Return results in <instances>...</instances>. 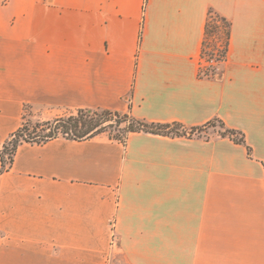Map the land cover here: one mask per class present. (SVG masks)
I'll use <instances>...</instances> for the list:
<instances>
[{
	"label": "crops",
	"instance_id": "crops-1",
	"mask_svg": "<svg viewBox=\"0 0 264 264\" xmlns=\"http://www.w3.org/2000/svg\"><path fill=\"white\" fill-rule=\"evenodd\" d=\"M210 13L226 58L201 77ZM107 109L244 137L22 142L0 264H264V0H0V152L24 120ZM1 166V161H0Z\"/></svg>",
	"mask_w": 264,
	"mask_h": 264
},
{
	"label": "trees",
	"instance_id": "trees-1",
	"mask_svg": "<svg viewBox=\"0 0 264 264\" xmlns=\"http://www.w3.org/2000/svg\"><path fill=\"white\" fill-rule=\"evenodd\" d=\"M230 37V23L226 18L210 13L204 26V37L202 41V47L200 51V58L209 60L214 58L215 60H222L226 57L228 43ZM208 49V51L206 50ZM213 70H205L200 67L199 75L210 77L209 72ZM115 122L116 124L126 123L123 132L120 135H116L112 138L125 141L126 136L130 132L144 131L154 134H179L176 133L173 128L181 127L179 123H158L147 122L141 119H137L127 113H119L107 109H78L74 113L66 116L54 118L52 120L41 121L40 124L36 123V129L29 131L25 123L22 124L10 134L3 144L0 152V172L8 168L12 161L17 146L22 142H44L49 139L63 136L75 140H83L94 137L100 133H104L109 125ZM220 126L224 128L221 133L222 136H234L239 134L234 129L225 128L221 121H218ZM207 123L204 126L209 125ZM40 129L42 134H36V130ZM197 128H192L190 132H193ZM111 137V136H110ZM234 141L238 143H244V137L242 134L234 136Z\"/></svg>",
	"mask_w": 264,
	"mask_h": 264
},
{
	"label": "rangeland",
	"instance_id": "rangeland-1",
	"mask_svg": "<svg viewBox=\"0 0 264 264\" xmlns=\"http://www.w3.org/2000/svg\"><path fill=\"white\" fill-rule=\"evenodd\" d=\"M208 51V49H206ZM226 58V57H225ZM216 60L214 62H206L205 61V57L204 58H200V67L201 65L203 67H207L208 70H213V72H209L212 76L210 77H215L220 73V67L223 63V61L225 60ZM201 77H205V76H201ZM208 77V78H210ZM23 122L25 123L26 127L29 129V131L31 130H35L36 126L35 124L39 123L41 121L37 120L32 113L29 110L25 111L24 114V120ZM126 126V123H121V124H116L115 122H112L111 125H109L106 129V131L104 133H106L107 135L114 137L116 135H120L123 132L124 127ZM173 130L177 133H179L180 135H191V134H214V133H219L221 135V133L224 131V128H222L220 126V124L216 121L211 122L209 125L204 126V127H200L196 130H194L193 132H190L191 129H188V133H187V129H184L183 127H177V128H173ZM36 134H42V131L40 129L36 130ZM234 136H239V134H235ZM234 136H231L234 138ZM110 264V263H107Z\"/></svg>",
	"mask_w": 264,
	"mask_h": 264
},
{
	"label": "built area",
	"instance_id": "built-area-1",
	"mask_svg": "<svg viewBox=\"0 0 264 264\" xmlns=\"http://www.w3.org/2000/svg\"><path fill=\"white\" fill-rule=\"evenodd\" d=\"M206 62H214V61H216L214 58H211V59H209L208 61L207 60H205ZM201 67L205 70L207 67H203L202 65H201ZM1 239V238H0Z\"/></svg>",
	"mask_w": 264,
	"mask_h": 264
}]
</instances>
